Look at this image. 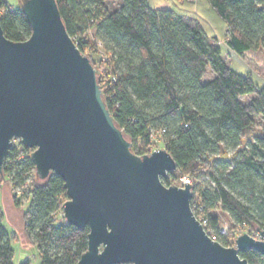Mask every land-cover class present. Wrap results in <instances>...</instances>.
<instances>
[{
	"label": "trees",
	"instance_id": "trees-1",
	"mask_svg": "<svg viewBox=\"0 0 264 264\" xmlns=\"http://www.w3.org/2000/svg\"><path fill=\"white\" fill-rule=\"evenodd\" d=\"M107 1L56 0L69 36L79 41L84 55L87 50L98 54L102 44L107 60L87 56L133 153L148 154L153 134L165 130L163 145L177 170L162 183L170 187L183 177L191 179V208L198 219H208L206 230L217 235L227 215L232 237L234 230L239 235L264 231V131L243 146L253 117L264 119V85L228 66L222 47L264 58V0H203L210 16L206 24L170 1L163 9L152 7L150 0H121L112 12L106 10ZM0 24L14 42L32 34L23 11L10 8L6 0H0ZM92 30L94 42L86 37ZM98 64L105 67L102 75ZM209 70L214 78L205 83ZM244 96L254 98L245 104ZM228 150L235 152L232 157ZM31 153L21 142L12 146L0 191L7 180L14 190L28 191L25 229L42 264H77L88 249L89 228L78 229L65 218L57 223L55 216L68 198L64 181L54 174L37 180ZM217 241L229 247L232 238ZM240 256L248 264H264V256L253 249ZM14 257L0 209V264H14Z\"/></svg>",
	"mask_w": 264,
	"mask_h": 264
},
{
	"label": "water",
	"instance_id": "water-1",
	"mask_svg": "<svg viewBox=\"0 0 264 264\" xmlns=\"http://www.w3.org/2000/svg\"><path fill=\"white\" fill-rule=\"evenodd\" d=\"M32 34L9 40L0 24V176L18 139L40 180L62 178L64 218L89 228L77 264H248L261 239L213 240L191 208L193 187H166L177 170L166 149L138 156L116 125L96 69L69 36L56 0H25Z\"/></svg>",
	"mask_w": 264,
	"mask_h": 264
},
{
	"label": "rangeland",
	"instance_id": "rangeland-1",
	"mask_svg": "<svg viewBox=\"0 0 264 264\" xmlns=\"http://www.w3.org/2000/svg\"><path fill=\"white\" fill-rule=\"evenodd\" d=\"M9 4L10 8L13 9H21L23 7V3L25 0H6ZM170 6L176 8L178 11L185 13L187 15H193L196 18L200 19L203 23L206 24V18H209L207 5L202 2L203 0H150L151 6L154 8H169ZM121 6V0H108L106 3V10L108 12H112L118 9ZM208 13V14H207ZM202 16V17H201ZM204 16V17H203ZM95 31H90L86 37L94 42ZM223 47V59L225 63L234 68L240 74H247L253 76L260 85H264V58L263 55L259 53H247L244 55H238L228 49L225 45ZM87 55H91L94 60L99 62V60H107L104 53L101 52V48H99L98 54H94L89 52ZM99 74L102 75L104 73L105 67H102L101 64H98ZM214 78L211 70L208 71L203 81L205 83L209 82ZM254 96H244L241 98V101L245 104L251 103ZM264 131V119L262 116H254L253 124L250 129L249 135L244 137V141L249 143V140H252L255 135H260ZM164 149L163 143H154L151 151L148 154H151L155 150ZM234 151L228 150V157H232L234 155ZM224 155V154H222ZM189 178V177H188ZM37 180L41 181L38 177ZM191 180V179H190ZM192 183V182H191ZM174 186H182L181 179ZM18 191H20L18 193ZM22 194V195H21ZM30 208V197L28 191L24 192L20 189L17 191L13 189L10 181H5L2 189L0 191V209L3 214V225L7 229L10 238L11 245L15 251L14 264H22L26 261H29L30 264H42V259L38 250L37 245L34 243L33 239L29 237L26 233L25 229V214L29 211ZM64 212H59L55 219L57 223L63 222ZM200 218H204L203 215H200ZM225 220V221H224ZM226 222V223H224ZM223 225H229L227 215L222 217ZM237 235L239 233L237 230H234ZM248 233V231H245ZM251 235V234H250ZM252 237L259 239L260 237L257 234L251 235ZM232 238H235L233 236ZM234 239H232L233 241Z\"/></svg>",
	"mask_w": 264,
	"mask_h": 264
},
{
	"label": "built area",
	"instance_id": "built-area-1",
	"mask_svg": "<svg viewBox=\"0 0 264 264\" xmlns=\"http://www.w3.org/2000/svg\"><path fill=\"white\" fill-rule=\"evenodd\" d=\"M73 41H74V39H73ZM74 43H75L76 46L78 47V43H79V41H75ZM98 46H99V48H102V44L99 43V42H98ZM101 52H103L102 49H101ZM164 133H165V130H162V131H160V132H158V133H156V134H153V136H152V144H151V146L148 148L147 152H150V151H151V149H152L154 143H157V142H159V143H163L162 137H163V134H164ZM19 142H21V141L18 140V139H15V140H13V145L17 146ZM181 182H182V186H184L186 183H187V184H191V180H190V178H188V177H183V178H181ZM19 192H20V191H18V193H19ZM20 193H21V192H20ZM21 195H22V194H21ZM198 220L203 224V226L205 227V229L208 227L209 223H208V219H207V218H205V217H204V218H200V217H199ZM224 223H226V222H224ZM242 226L244 227V226H245V223L242 224ZM206 231H207V230H206ZM207 233L209 234V236H210L213 240H216V241H217V239H218L219 237H223V238L231 237V238H232V236H231V230H230V228H229V225H226V224H225V225L221 224V225L219 226V228L217 229V235H216L214 232H212L211 230H208ZM235 234H236V233H235ZM257 235L260 237L259 239H261V235H260L259 233H257ZM234 236H235V238H232V239H234V240L232 241L231 246H234L235 239L237 238V235H234ZM231 246H229V247H231Z\"/></svg>",
	"mask_w": 264,
	"mask_h": 264
}]
</instances>
